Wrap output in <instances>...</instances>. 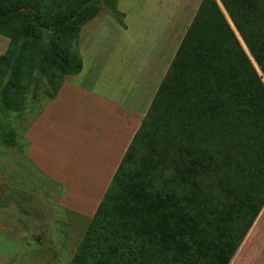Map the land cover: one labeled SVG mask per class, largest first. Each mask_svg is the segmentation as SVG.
<instances>
[{
	"label": "trees",
	"instance_id": "1",
	"mask_svg": "<svg viewBox=\"0 0 264 264\" xmlns=\"http://www.w3.org/2000/svg\"><path fill=\"white\" fill-rule=\"evenodd\" d=\"M98 10L0 0V112L80 72L79 31ZM263 79L264 0H201L69 264H229L264 205ZM0 142L16 144L1 124Z\"/></svg>",
	"mask_w": 264,
	"mask_h": 264
},
{
	"label": "crops",
	"instance_id": "2",
	"mask_svg": "<svg viewBox=\"0 0 264 264\" xmlns=\"http://www.w3.org/2000/svg\"><path fill=\"white\" fill-rule=\"evenodd\" d=\"M116 8L122 24L99 13L81 27L89 26L98 40L86 42L87 50L77 44L82 69L64 77L55 98L25 132L28 156L67 185L64 201L84 219L94 215L140 129L170 65L161 68L160 62L173 49L172 60L191 14L177 0H117ZM4 37L0 55L9 42Z\"/></svg>",
	"mask_w": 264,
	"mask_h": 264
},
{
	"label": "rangeland",
	"instance_id": "3",
	"mask_svg": "<svg viewBox=\"0 0 264 264\" xmlns=\"http://www.w3.org/2000/svg\"><path fill=\"white\" fill-rule=\"evenodd\" d=\"M104 2L98 0L97 14L109 13L113 16L110 6ZM200 2L177 0L179 7H186L187 14L188 10L191 13L186 16L187 22L182 24L184 30ZM80 32L77 38L80 48L87 50L86 42L98 40L96 33H90L89 26ZM6 47L4 43L1 53ZM77 51L80 55L78 48ZM173 52L172 49L161 60V68L166 67V63L170 64ZM40 84L33 91L24 92L26 101L21 112H0V124L14 133L16 141L14 146L7 148L0 142V264H69L90 221L75 214L73 209L71 211L64 201L67 185L59 178L50 177L28 156L29 144L25 132L40 110L52 100L45 93L52 87L46 81ZM152 151L150 147L137 146L135 155L136 158H143ZM62 164L66 165L64 161ZM262 209L263 214L260 215ZM262 209L245 235L246 242L241 248L239 245L236 256L229 264H264L261 245L264 242V205ZM249 253L254 255L249 256Z\"/></svg>",
	"mask_w": 264,
	"mask_h": 264
}]
</instances>
